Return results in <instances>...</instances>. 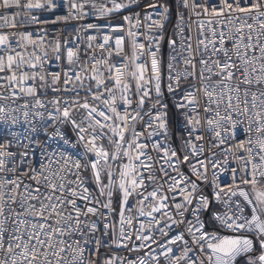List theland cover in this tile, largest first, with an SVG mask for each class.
Listing matches in <instances>:
<instances>
[{
  "label": "snow or ice",
  "instance_id": "obj_1",
  "mask_svg": "<svg viewBox=\"0 0 264 264\" xmlns=\"http://www.w3.org/2000/svg\"><path fill=\"white\" fill-rule=\"evenodd\" d=\"M0 264H264V0H0Z\"/></svg>",
  "mask_w": 264,
  "mask_h": 264
},
{
  "label": "built area",
  "instance_id": "obj_2",
  "mask_svg": "<svg viewBox=\"0 0 264 264\" xmlns=\"http://www.w3.org/2000/svg\"><path fill=\"white\" fill-rule=\"evenodd\" d=\"M57 2L59 3V0H57ZM141 2L143 3V2H145V0H141ZM161 2H165V0H161ZM168 2H171V0H168ZM136 10L138 11L139 9H136ZM56 11H57V14H64L66 12V9L61 10V9L58 8ZM181 11H182V9H181ZM124 14H128L127 13V10H125V13ZM44 15L51 16L50 13H45ZM172 21H173V23L175 22V15L174 14H173V17H172ZM98 22L99 23H103V21H98L95 17L89 16L85 20H81V21H69V27H71V26H78L80 24L98 23ZM40 27L43 28V27H49V26L41 25ZM59 27L60 28H63L64 25L61 24V25H59ZM167 30H168V32H171V30H172V24H169L167 26ZM49 31H50V38H51V36L54 35L55 33L52 32L51 28L49 29ZM52 70H55L54 66L52 67ZM169 119L171 121V123H170V130H172V131L174 130L175 131L176 122H177L178 117L174 116V114L172 112H170L169 113Z\"/></svg>",
  "mask_w": 264,
  "mask_h": 264
},
{
  "label": "water",
  "instance_id": "obj_3",
  "mask_svg": "<svg viewBox=\"0 0 264 264\" xmlns=\"http://www.w3.org/2000/svg\"><path fill=\"white\" fill-rule=\"evenodd\" d=\"M174 131V130H173Z\"/></svg>",
  "mask_w": 264,
  "mask_h": 264
}]
</instances>
